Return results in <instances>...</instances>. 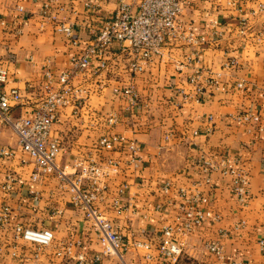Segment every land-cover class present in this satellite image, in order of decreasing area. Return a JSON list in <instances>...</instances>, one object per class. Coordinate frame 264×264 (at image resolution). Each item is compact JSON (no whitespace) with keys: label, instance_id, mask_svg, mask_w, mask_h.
<instances>
[{"label":"crops","instance_id":"obj_1","mask_svg":"<svg viewBox=\"0 0 264 264\" xmlns=\"http://www.w3.org/2000/svg\"><path fill=\"white\" fill-rule=\"evenodd\" d=\"M85 1L95 6L87 8ZM228 1L193 0L184 9V18L193 24L196 33L208 35L211 27L223 30L221 39L216 45L206 46L197 63L199 81L211 76L218 81L216 85L210 84L201 95H195L190 77L196 65L190 63L181 70L174 66L186 52L181 48H171L140 75L123 70L124 61L112 60L106 87L96 92L95 79L89 78L84 82L88 90L85 104L66 106L54 124L62 144L57 164L70 176L77 160H118L119 169L107 179V187L95 205L114 228L130 238H155L174 221L182 211L179 188L190 189L195 180L204 176L197 164L200 156L237 159L249 178L247 203L242 206L236 201L229 176L209 172L207 207L219 219L205 220L194 228L176 264H181L184 255L193 258L194 264H203L200 260L206 258L204 242L216 238L219 230L226 231L222 237L223 264H264V249L258 242L264 237V17L254 11L256 4L264 0H234L235 5ZM44 2L51 7L47 15L42 14ZM68 2L0 0V20L4 22L0 23V63L9 69L8 79L0 83V88L17 87L22 95V101L10 109L13 116L32 113L45 59L49 58L50 65L61 71L71 55L82 48V44L71 45L55 30L53 16L73 21L79 39L85 40L91 37L85 24L95 23L91 18L96 13L109 14L116 7V0H76L73 10ZM242 25L244 31L240 32ZM227 57H235L236 66L224 68ZM238 82L242 85L238 86ZM128 83L137 90L143 109L138 119L125 117L109 130L139 142L137 167L127 165L129 155L123 148H95L97 138L107 129L101 115L120 110L124 104L114 95V89ZM183 93L187 94L184 99ZM242 115L249 118L245 120ZM0 147L14 150V155H0V264H76L56 253L67 243H72L75 252L85 251L87 256L99 251L97 239L82 211L71 201L67 186L56 173L32 180V159L20 150L15 133L1 121ZM8 175L13 179L10 188L4 190ZM124 183L126 188L119 192ZM114 198H119L120 209L113 207ZM18 223L48 227L54 237L50 244L37 249L14 238L13 226ZM141 255V251L130 250L125 260L128 264H148ZM114 262L115 257H105L87 264Z\"/></svg>","mask_w":264,"mask_h":264},{"label":"built area","instance_id":"obj_2","mask_svg":"<svg viewBox=\"0 0 264 264\" xmlns=\"http://www.w3.org/2000/svg\"><path fill=\"white\" fill-rule=\"evenodd\" d=\"M68 1L70 7L75 10L76 0ZM192 1L116 0V7L111 13H96L91 18L95 23L85 24L91 35L85 40L79 39L73 28V21L57 19L54 15L55 30L67 37L71 45L82 44V48L71 55L67 67L61 71H56L50 65L49 58L45 59L30 115L13 116L10 109L22 101V95L17 87L0 88V121L12 129L20 150L32 159L34 170L30 178L36 180L47 174L56 173L61 183L67 186L71 201L82 211L84 220L97 239L100 250L90 256H87L85 251L75 252L72 243L62 245L56 252L75 260L76 264L93 263L105 257H115L114 264H128L125 254L130 250L136 253L141 251V256L148 264H176L194 228L205 220L214 222L219 219V216L207 207L210 203L208 188L211 187L209 175L211 171H219L229 176L231 192L240 205L243 206L248 201L249 178L244 169L238 165L237 159L222 156L213 160L202 155L197 159V164L204 176L195 180L190 189L179 188L178 195L181 199L179 204L182 211L175 215L174 221L165 225L155 238H130L114 228L112 221L95 205L99 195L107 187V179L119 169L118 160L112 157L103 161L77 160L71 176L59 169L57 164V157L62 150L61 140L54 128L58 116L66 106L82 107L85 104L88 90L84 82L89 78L95 79L96 92L106 87V74L113 65L112 60L124 61L125 65L121 66L123 70L132 75H140L156 58L164 57L171 48H181L186 52L182 59L175 61L174 66L176 70H181L190 63L196 65L190 77L195 95H201L206 86L217 84L218 81L211 76L199 81L201 72L197 63L205 47L216 45L221 39L223 30L221 27H211L208 35L196 33L193 24L184 18V9L190 6ZM228 4L235 5L236 2L229 0ZM85 5L87 8L95 6L89 1H85ZM18 8L22 10L21 6ZM50 8L49 2H44L42 14H49ZM254 11L264 17V3L258 2ZM242 22L244 21L241 20L240 23ZM0 23L4 22L0 20ZM239 31H244V25ZM236 64L235 57H227L223 67L231 68ZM8 76V67L0 63V83L4 84ZM237 85L241 86L242 83L238 82ZM113 93L123 99L124 104L120 110L107 111L101 115L107 129L97 138L95 148L97 150L123 148L129 155L127 165L137 167L141 149L139 142L122 133L111 132L109 129L125 117L138 119L144 103L132 83L116 87ZM186 96L187 94L183 93V99ZM241 117L245 120L249 118L248 115ZM254 118L258 120L257 116ZM193 133L196 134L197 131L194 130ZM169 135L170 132L166 133L165 139ZM0 155H14V150L0 147ZM7 177L6 183L2 186L4 190L10 188L13 179L11 175ZM126 186L127 184L124 183L119 188V192H123ZM167 189L168 184L164 186V190ZM112 205L117 209L122 207L119 198H114ZM13 233L15 239H22L37 249L50 244L54 237L52 229L48 227L36 228L19 223L13 226ZM225 235V230H219L216 238L204 242L206 251L214 256L219 264H223L222 237ZM258 242L264 249V237ZM76 243L80 244V241Z\"/></svg>","mask_w":264,"mask_h":264},{"label":"rangeland","instance_id":"obj_3","mask_svg":"<svg viewBox=\"0 0 264 264\" xmlns=\"http://www.w3.org/2000/svg\"><path fill=\"white\" fill-rule=\"evenodd\" d=\"M193 261H195V260H193V258H188V257H185V255H184L182 257V261L180 263L181 264H194V263H192ZM200 261L203 264H217L218 263V261L215 259V257L212 256L211 254H209L207 251H206V258L203 260H200Z\"/></svg>","mask_w":264,"mask_h":264}]
</instances>
